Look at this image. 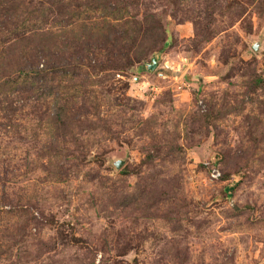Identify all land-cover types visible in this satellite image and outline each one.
I'll return each instance as SVG.
<instances>
[{"label":"rangeland","instance_id":"1","mask_svg":"<svg viewBox=\"0 0 264 264\" xmlns=\"http://www.w3.org/2000/svg\"><path fill=\"white\" fill-rule=\"evenodd\" d=\"M0 264H264V0H0Z\"/></svg>","mask_w":264,"mask_h":264},{"label":"trees","instance_id":"2","mask_svg":"<svg viewBox=\"0 0 264 264\" xmlns=\"http://www.w3.org/2000/svg\"><path fill=\"white\" fill-rule=\"evenodd\" d=\"M231 186H232L231 184L225 186V188H226V190H227L228 192L230 191Z\"/></svg>","mask_w":264,"mask_h":264},{"label":"water","instance_id":"3","mask_svg":"<svg viewBox=\"0 0 264 264\" xmlns=\"http://www.w3.org/2000/svg\"><path fill=\"white\" fill-rule=\"evenodd\" d=\"M120 163V161H116V167H119Z\"/></svg>","mask_w":264,"mask_h":264},{"label":"built area","instance_id":"4","mask_svg":"<svg viewBox=\"0 0 264 264\" xmlns=\"http://www.w3.org/2000/svg\"><path fill=\"white\" fill-rule=\"evenodd\" d=\"M212 175L214 176V175H216V173H213Z\"/></svg>","mask_w":264,"mask_h":264}]
</instances>
